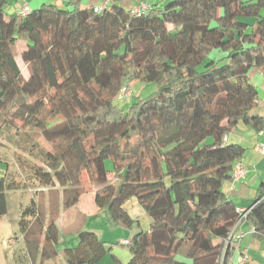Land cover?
<instances>
[{"label": "trees", "instance_id": "trees-1", "mask_svg": "<svg viewBox=\"0 0 264 264\" xmlns=\"http://www.w3.org/2000/svg\"><path fill=\"white\" fill-rule=\"evenodd\" d=\"M64 1L12 14L0 0V136L14 145L26 137L41 162L28 185L10 167L0 179V218L8 192L34 188L38 198L21 208L16 264L57 258L56 221L79 203L83 174L116 226L137 222L126 208L134 197L151 218L148 231L127 240V264H230L225 241L241 213L223 186L247 148L228 138L240 123L264 131L252 81L253 72L264 79V0H166L141 12L139 0ZM136 81L157 91L119 108L120 92ZM36 133L56 152L31 141ZM246 222L263 241L264 182ZM109 250L96 233L80 232L64 256L101 264Z\"/></svg>", "mask_w": 264, "mask_h": 264}, {"label": "rangeland", "instance_id": "rangeland-1", "mask_svg": "<svg viewBox=\"0 0 264 264\" xmlns=\"http://www.w3.org/2000/svg\"><path fill=\"white\" fill-rule=\"evenodd\" d=\"M21 1V6L23 7L25 4L23 2H25V0ZM53 2L60 7H66V2L63 0H54ZM8 4L6 8L9 7ZM22 7H19V12L22 11ZM10 9L9 7L7 12H9ZM25 49L26 43L20 42L18 45L19 52L21 53ZM212 56H215V52ZM17 60L23 72L27 75L29 66L23 62L20 56ZM155 91H157V86L155 84L136 81L130 86V96L121 100L117 98L115 104L119 108L126 110L131 107L132 104L150 96ZM44 116L47 120H51V117H49L47 113H45ZM30 133L32 134L33 132L30 131ZM25 140L26 137H24V140H21L18 145H14L9 143L4 135L0 136V158H5V160L8 159L7 162L3 160L0 161V179L6 174L7 168L10 167V172L16 175L17 180L21 182V184L26 182L28 185V183L31 182L32 170L40 167L41 162H38L29 155L28 150L30 143ZM30 140L37 141L40 147L47 151L56 152L57 143L52 144L45 141L40 134H34ZM106 169L109 171V181L116 182L113 173V162L111 160L106 162ZM82 183L85 186V192L81 196L79 203L68 210L62 209L56 221L59 229V242L56 245L58 256L56 259L44 264H67L64 251L66 248L78 246L80 232L96 233L102 241L107 243V247L110 250L103 258L101 264H127L131 260L132 255L129 246L122 245V240H130L136 232L141 230L148 231L151 218L144 212L142 207L138 204L137 199L134 197L126 203V208L137 222L131 229L116 226L109 219L107 210H102L96 205V187L92 186L86 174L82 176ZM27 188L30 189L29 187ZM28 189L21 188L15 192H8V212L0 218V264H16L14 256L15 248H22L24 245L18 232L20 211L21 208L25 209L28 207L31 204V200L36 198L34 190L32 191L34 188L31 190ZM36 200H38V198H36ZM47 202L48 199L45 194L42 198V203H44L45 208H47ZM48 219L49 214L47 212L45 218L46 222H48ZM41 240H44V236Z\"/></svg>", "mask_w": 264, "mask_h": 264}, {"label": "crops", "instance_id": "crops-1", "mask_svg": "<svg viewBox=\"0 0 264 264\" xmlns=\"http://www.w3.org/2000/svg\"><path fill=\"white\" fill-rule=\"evenodd\" d=\"M7 1L11 8L9 13H17L19 7H22L21 0ZM53 1L54 0H25L32 10L38 9L43 4L54 3ZM143 1L151 5L155 3L160 4L166 0ZM252 81L257 86L262 98L260 106L255 110V114L264 118V79L260 73L253 72ZM228 141L241 144L247 148L246 154L241 160L246 174L239 180L231 179L227 181L223 186V191L236 204L238 209L248 210L252 201L256 199L258 190L264 182V153L258 150L259 146L264 145V131L262 133H257L245 124L240 123L236 130L229 135ZM235 232L237 235H241L242 238L240 241L235 240L233 243L234 247H238V252L236 254L234 248H232L233 256L236 255L234 263L238 264L237 258L246 251L247 261L245 264H264V240L259 241L254 237L252 228L249 227L246 220L239 223ZM127 240L128 239L122 240L123 244L124 241Z\"/></svg>", "mask_w": 264, "mask_h": 264}, {"label": "built area", "instance_id": "built-area-1", "mask_svg": "<svg viewBox=\"0 0 264 264\" xmlns=\"http://www.w3.org/2000/svg\"><path fill=\"white\" fill-rule=\"evenodd\" d=\"M140 2L138 3V5H136L134 8L137 12H141V11H146L148 8H149V5L145 3V1L143 0H139ZM30 7L29 5L25 2V4L23 5L22 7V13H27L29 11ZM100 8H96L95 11H99ZM130 96V89L129 88H124L122 89V91L120 92L119 96L117 97L119 100L121 99H124L126 97ZM258 150L261 152V153H264V145H261L258 147ZM246 174V170L244 168V166L241 164V163H238L236 164L235 168H234V172H233V176H232V179L233 180H239L241 179L242 177H244ZM240 213H241V217L239 219V221L237 222L235 228L233 229V231L230 233L228 239L232 238V237H235L237 238V241H240L242 236L241 235H237L235 230H236V227L239 225L240 222L242 221H245L247 219V213H248V210H240ZM252 233L254 234V228H252ZM129 241H124V244H128ZM231 246L232 248H234V251H235V254L238 252V247H234V244H228L226 247H229ZM236 257L233 256L230 263H234V258ZM247 261V253L246 251L243 252V254L241 256H239L237 258V263L238 264H245Z\"/></svg>", "mask_w": 264, "mask_h": 264}, {"label": "bare ground", "instance_id": "bare-ground-1", "mask_svg": "<svg viewBox=\"0 0 264 264\" xmlns=\"http://www.w3.org/2000/svg\"><path fill=\"white\" fill-rule=\"evenodd\" d=\"M235 240H237V238H235V237H232V238H230V239H227V240L225 241V247H226L228 244H232V243H234ZM230 264H232V263H230Z\"/></svg>", "mask_w": 264, "mask_h": 264}]
</instances>
